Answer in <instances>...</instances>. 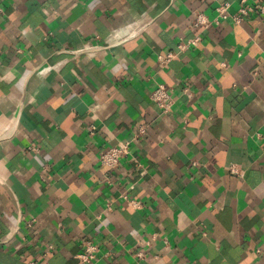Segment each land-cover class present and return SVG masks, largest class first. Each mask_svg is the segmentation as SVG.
<instances>
[{"label": "crops", "instance_id": "0c3cea01", "mask_svg": "<svg viewBox=\"0 0 264 264\" xmlns=\"http://www.w3.org/2000/svg\"><path fill=\"white\" fill-rule=\"evenodd\" d=\"M223 2L0 0V264H264V14L191 26Z\"/></svg>", "mask_w": 264, "mask_h": 264}, {"label": "built area", "instance_id": "2783aa9c", "mask_svg": "<svg viewBox=\"0 0 264 264\" xmlns=\"http://www.w3.org/2000/svg\"><path fill=\"white\" fill-rule=\"evenodd\" d=\"M239 8L237 14L229 16L227 11L229 8L228 3H219L215 8V18L211 21L205 14L201 12H195L194 18L191 22V26L196 29H206L211 22L218 23L221 20L230 18L234 24H239L245 17L249 16L255 10L259 13L264 14V5L248 6L247 0H238ZM134 31L133 26H128L124 30V33L131 34ZM120 30H117L112 33L114 38H117ZM135 32H133V35ZM199 42V37L189 41L187 44L180 43L178 48L180 50L185 49L188 44H197ZM159 62L161 64H166L172 58V54L167 53L164 57L159 56ZM149 101L154 104L160 113H166L171 106L172 98L168 89L163 84H156V86L151 90L149 94ZM145 134V127L138 126L136 132L131 140L119 142L115 146H111L103 150L98 156L99 165L107 169L106 180L108 182L109 175L111 172L116 170L120 166V162L129 156L130 146L133 142H138L142 135ZM230 173L236 174V170L232 167L229 168ZM136 206V205H135ZM82 252L79 254L78 258L82 264H93L96 258L97 247L90 241H85L81 244Z\"/></svg>", "mask_w": 264, "mask_h": 264}]
</instances>
